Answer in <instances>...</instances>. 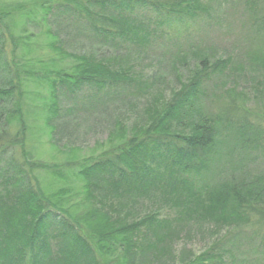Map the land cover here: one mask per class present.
Returning <instances> with one entry per match:
<instances>
[{
	"label": "trees",
	"instance_id": "1",
	"mask_svg": "<svg viewBox=\"0 0 264 264\" xmlns=\"http://www.w3.org/2000/svg\"><path fill=\"white\" fill-rule=\"evenodd\" d=\"M192 1L90 0L83 3L71 0L67 5H58L57 17L65 18L71 29L83 31L87 38L96 39L101 46L107 44L122 50L121 47L128 43L145 47L156 33V27L163 23L181 24L186 19L192 20L196 11L191 6ZM252 2L247 3L249 8ZM34 9L45 11L44 20L52 12L45 5ZM191 9H194L192 13ZM197 9L204 10L203 7ZM140 10H148L151 15L149 18L139 16L136 12ZM6 17L7 13L0 14V28H4ZM254 23L257 35L264 34V18L255 19ZM51 45L53 50L58 49L55 43ZM2 49L0 37V55ZM188 50L183 48L175 52L172 57H175V65L187 56ZM73 58L78 62V75L49 70L39 72L37 76L34 72L21 70L12 60L6 61L8 73L14 79L0 85V264L22 262L25 257H30L31 262L36 260L35 264L50 260V255L45 257L48 251L44 243L47 242L46 236L58 240L61 245L57 251V264H142V257L148 250L159 248L161 251L163 237L159 233L165 222L158 220L154 212L157 213L159 204L163 205V199L176 216H189L191 209L186 211V207H193L189 206L193 197L202 203L200 217L213 218L235 232L247 228L264 231V180L236 175L243 160L251 161L254 154L263 158L258 155H264V121L262 123L257 115L259 119L248 114L246 100L237 97L235 87L226 88L224 103L213 105L211 112L203 106L209 98L206 87L210 80L219 75L215 82L223 84L224 78L233 74L227 60L210 62L202 58L197 71L161 110L155 112L145 130L121 139L116 135L123 130L116 129L110 136V148L95 158L76 163L70 159L71 163L64 166H41L25 159L14 165L7 150L18 142L21 144L25 129L20 104L16 101L22 93L17 77L24 74L39 78L37 81L50 89L47 110L50 121L60 115L58 92L72 100L82 86L88 85L97 91L91 94L93 96H87L93 100L99 92H116L118 81L122 79L135 83L136 79L127 71L116 75L111 72L112 61L116 60L97 61L91 55ZM226 72H229L228 77ZM142 88L139 87L144 91ZM212 101L217 102V98ZM12 120H16L21 130L13 141L6 130ZM118 138L121 139L119 142ZM226 139L230 141L226 142ZM37 169L50 172L52 179L62 188L72 190L74 186L78 187L81 192L75 195L76 205L82 210L85 206L90 211L80 216V209L76 208L78 212L74 216L72 205H60L66 199L59 203L45 196L32 177ZM181 190L188 199L180 195ZM56 196L54 193L53 197ZM114 198H129L134 204L152 198L157 210L131 224H119L104 211L107 199ZM184 202L187 203L185 207ZM130 207L127 205L121 210L127 209L128 215H133L134 209ZM60 213L62 216L59 217ZM51 229L59 230V233L54 234ZM120 249L124 254L118 251ZM105 252H117L124 256L123 261H119L117 255L115 259L106 260ZM166 254L167 251H156L159 258ZM225 254L217 258L216 253L213 256V252H209L185 264H227Z\"/></svg>",
	"mask_w": 264,
	"mask_h": 264
},
{
	"label": "rangeland",
	"instance_id": "2",
	"mask_svg": "<svg viewBox=\"0 0 264 264\" xmlns=\"http://www.w3.org/2000/svg\"><path fill=\"white\" fill-rule=\"evenodd\" d=\"M70 1L0 0V14L7 13L8 16L4 21V28H0L3 48L0 55V85L14 79L5 66L7 60H12L21 70L34 72L37 76L39 72L45 73L49 70L78 75V62L73 56L88 55L95 57L97 61L116 60L112 61L111 72L116 75L118 72L127 71L136 79L135 83L130 84L128 80L122 79L120 80L122 82L118 81L120 84L115 88L116 92H99L93 100L87 96L91 97L93 96L91 94L97 91L88 85L82 86L72 100L58 92L56 96L60 115L50 121L51 117L47 112L50 89L38 82L39 78L26 77L24 74L17 77L21 82L22 93L16 101L20 104L25 129L21 144L18 142L7 150L14 165L24 159L31 164L49 167L64 166L70 159L75 163L82 162L81 160L95 158L110 148L112 143L110 136L114 135L116 129L123 130V133L116 135L121 139L129 138L139 130H145L155 112L161 110L180 86L197 71L198 62L202 58L209 59L210 62L227 60L233 69L230 77L227 76L229 72L225 73L228 79L224 78L223 84L215 82L219 75L210 80L209 86L206 87L209 98L203 103L204 108L211 112L213 105L224 103L226 88L235 87L238 91L237 97L246 100L245 108L248 114H252L254 119H259L257 116L261 117L263 123L264 38L261 36L264 34L257 35L254 23L255 19L264 18L263 0H253L250 8L247 5L249 0L199 2L194 0L191 6L196 11L193 12L192 20L183 21L188 22L187 24L163 23L162 26L156 27V33L145 47L128 43L121 47L122 50L107 44L101 46L96 39L90 36V39L87 38L83 31L71 29L72 26L66 23L65 18L59 19L58 5H67ZM81 1L85 3L90 0ZM43 5L52 9L45 20V11L34 9ZM198 7H203L204 10L198 11ZM194 9L190 10L191 13ZM146 11L140 10L136 13L149 18L151 12ZM52 43H55L58 49L53 50ZM183 48H189L188 54L181 59L180 64L175 65V57H172L176 51L179 52ZM122 75L123 73L120 77ZM140 86L145 90H140ZM216 98L217 102L212 101ZM6 130L12 141L18 132L21 133L16 120L9 121ZM223 136L226 135L223 133ZM120 138L117 142L121 140ZM229 141L230 139H226V142ZM254 156L251 161H242V168L236 171L237 177L264 180V155H258L263 158H257V154ZM40 169L35 170L32 176L40 191L59 203L66 199L60 205L64 207L72 205L71 212L76 216L78 212L76 208L78 210L80 208L76 205L78 201L75 195L81 190L75 186L72 190L62 188L61 184L55 183L50 172ZM54 193L58 198L53 197ZM180 193L188 199L183 190ZM192 198H190L192 205L189 206L193 207H186V211L191 209V213L189 212V216L184 214V217L176 216L171 206L166 204L167 201L162 200L163 205L159 204L157 213L154 212L158 220L165 222V227L159 233L163 237L161 251L159 248L148 250L142 257L144 258L142 264H185L199 256L204 257L209 252H213V256L216 253L217 258L227 253L225 254L227 264L236 261L237 264H264V243L262 244L264 231L261 233L247 228L236 233L222 223H217L213 218L209 220L207 216L200 217L202 203ZM105 204L104 211L110 213L112 219L117 220L119 224H131L146 215L154 214L152 211L157 210L152 198L135 204L129 198H114L107 199ZM184 204V207L187 206V203ZM123 205L132 206L130 209H134V214L128 215L127 209L121 210L124 208ZM111 209L114 212H111ZM89 211V208L84 206V210L80 209L79 214L81 216ZM52 232L58 234L59 230ZM46 241L44 243L48 251L45 257L48 255L51 257L50 260H44L43 264H57V251L61 245L51 236H46ZM118 251L124 254L122 249ZM156 251L158 253L167 251L166 258H159ZM106 254V260L115 259L114 256L117 255L120 257L119 261H123L124 256L117 252ZM35 261L31 262L30 257H25L22 262L13 261L11 264H35Z\"/></svg>",
	"mask_w": 264,
	"mask_h": 264
}]
</instances>
